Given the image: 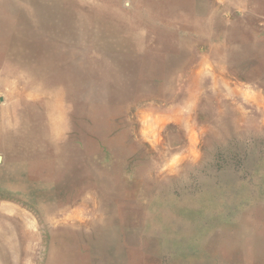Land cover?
Returning <instances> with one entry per match:
<instances>
[{"label":"rangeland","instance_id":"1","mask_svg":"<svg viewBox=\"0 0 264 264\" xmlns=\"http://www.w3.org/2000/svg\"><path fill=\"white\" fill-rule=\"evenodd\" d=\"M0 264H264V0H0Z\"/></svg>","mask_w":264,"mask_h":264},{"label":"bare ground","instance_id":"2","mask_svg":"<svg viewBox=\"0 0 264 264\" xmlns=\"http://www.w3.org/2000/svg\"><path fill=\"white\" fill-rule=\"evenodd\" d=\"M99 244V243H98ZM101 244V243H100Z\"/></svg>","mask_w":264,"mask_h":264}]
</instances>
